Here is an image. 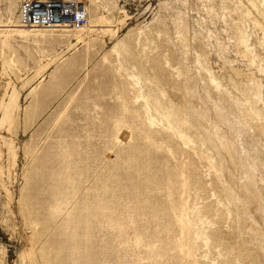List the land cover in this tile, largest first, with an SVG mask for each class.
Masks as SVG:
<instances>
[{
    "label": "rangeland",
    "instance_id": "374dc122",
    "mask_svg": "<svg viewBox=\"0 0 264 264\" xmlns=\"http://www.w3.org/2000/svg\"><path fill=\"white\" fill-rule=\"evenodd\" d=\"M30 1L0 0V264H264V0Z\"/></svg>",
    "mask_w": 264,
    "mask_h": 264
},
{
    "label": "built area",
    "instance_id": "2783aa9c",
    "mask_svg": "<svg viewBox=\"0 0 264 264\" xmlns=\"http://www.w3.org/2000/svg\"><path fill=\"white\" fill-rule=\"evenodd\" d=\"M69 6V12L59 4V0H32L28 4L27 24L31 27L56 29L59 27L80 28L86 23V12L80 2L63 1ZM64 5V4H63Z\"/></svg>",
    "mask_w": 264,
    "mask_h": 264
},
{
    "label": "bare ground",
    "instance_id": "6f19581e",
    "mask_svg": "<svg viewBox=\"0 0 264 264\" xmlns=\"http://www.w3.org/2000/svg\"><path fill=\"white\" fill-rule=\"evenodd\" d=\"M58 1V0H57ZM59 4H61L64 8V12H69L70 8L69 6L66 5V2H63L62 0H59ZM64 4V5H63ZM30 8V6H28V9ZM28 14V13H27ZM35 29V28H34ZM36 29H39V28H36Z\"/></svg>",
    "mask_w": 264,
    "mask_h": 264
}]
</instances>
